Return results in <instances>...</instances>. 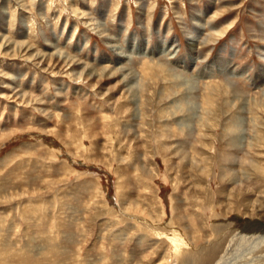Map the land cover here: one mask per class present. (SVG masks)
<instances>
[{
  "label": "rangeland",
  "instance_id": "rangeland-1",
  "mask_svg": "<svg viewBox=\"0 0 264 264\" xmlns=\"http://www.w3.org/2000/svg\"><path fill=\"white\" fill-rule=\"evenodd\" d=\"M0 264H264V0H0Z\"/></svg>",
  "mask_w": 264,
  "mask_h": 264
},
{
  "label": "bare ground",
  "instance_id": "bare-ground-1",
  "mask_svg": "<svg viewBox=\"0 0 264 264\" xmlns=\"http://www.w3.org/2000/svg\"><path fill=\"white\" fill-rule=\"evenodd\" d=\"M262 244V243H261ZM255 245V244H254ZM258 245V244H257ZM259 248V246H258ZM250 250V249H249ZM243 252V251H242ZM250 252V251H249ZM247 253V252H246ZM250 256V254H247L245 257L248 258ZM184 263V262H183Z\"/></svg>",
  "mask_w": 264,
  "mask_h": 264
}]
</instances>
